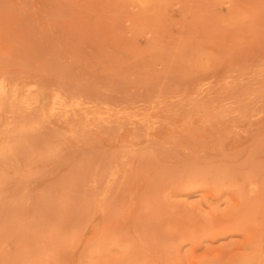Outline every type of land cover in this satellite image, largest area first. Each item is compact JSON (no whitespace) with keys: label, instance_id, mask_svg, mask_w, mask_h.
Masks as SVG:
<instances>
[{"label":"rangeland","instance_id":"obj_1","mask_svg":"<svg viewBox=\"0 0 264 264\" xmlns=\"http://www.w3.org/2000/svg\"><path fill=\"white\" fill-rule=\"evenodd\" d=\"M0 81V264H195L264 212V0H0Z\"/></svg>","mask_w":264,"mask_h":264},{"label":"bare ground","instance_id":"obj_2","mask_svg":"<svg viewBox=\"0 0 264 264\" xmlns=\"http://www.w3.org/2000/svg\"><path fill=\"white\" fill-rule=\"evenodd\" d=\"M30 86V85H29ZM38 91V90H37ZM17 92H18V89L15 88V87H7L6 84H4L2 81H0V114H3L7 111H11V112H14V107H13V102L17 96ZM39 92V91H38ZM31 94V91L27 90L25 95H30ZM53 96V95H52ZM31 99L30 100H27V101H23V103L25 104V108L27 109V114H30L32 113L35 108L37 107L36 104L33 105V103H35L37 100L34 99L33 97H30ZM8 101V102H7ZM74 103V102H73ZM68 106L69 104L59 95H55L52 99V108L53 109H57V110H60V111H63V112H67L69 109H68ZM70 108V107H69ZM29 110V111H28ZM51 110V112L53 111L52 109H49ZM178 110V109H177ZM19 111H17V116H19L20 114L18 113ZM176 112V111H175ZM200 114V113H199ZM6 115V114H5ZM8 115V114H7ZM10 115V114H9ZM8 115V116H9ZM13 115V114H12ZM24 116V115H23ZM11 117V116H10ZM31 117V116H30ZM206 121V119H205ZM203 122V121H202ZM207 122V121H206ZM169 123V122H168ZM71 124V123H70ZM18 125V124H17ZM114 125V124H113ZM161 126V125H160ZM159 126V127H160ZM14 127H16L14 125ZM10 128V127H9ZM121 128V127H120ZM212 128V126H211ZM24 127L23 126H19L16 130L17 134L16 136L18 135H21L22 132L24 131ZM214 130V129H213ZM217 130V129H216ZM208 132V131H207ZM136 133L137 130H136ZM160 134V133H159ZM131 135V134H130ZM142 135V133H141ZM135 136V135H134ZM139 136V134H138ZM6 137V134L5 135H2L0 137V139H3ZM132 137V136H131ZM136 140V139H135ZM9 141V140H8ZM7 141V142H8ZM37 141V140H36ZM155 142V141H154ZM36 144V143H35ZM43 146V145H42ZM151 146V145H150ZM156 147V146H155ZM19 148V147H18ZM154 149L151 147V150ZM18 150V149H17ZM21 151V150H20ZM26 151V150H25ZM155 151V150H153ZM18 153V152H17ZM23 155V153H22ZM21 155V157H22ZM24 155H27V154H24ZM4 158H6V156H2ZM24 157V156H23ZM130 158V157H129ZM1 159V157H0ZM3 159V158H2ZM6 161V159H5ZM4 162V161H3ZM7 162V161H6ZM190 172V171H189ZM189 172L186 171V174L189 175ZM193 172L191 171V174ZM195 173V172H194ZM193 173V175H194ZM11 175V174H10ZM192 175V176H193ZM186 176V175H185ZM190 176V175H189ZM197 176H199L197 174ZM201 176V175H200ZM196 178V177H195ZM202 178V177H201ZM200 178V179H201ZM190 179V178H189ZM217 181L218 179L215 178ZM222 180V178H219ZM215 180V181H216ZM201 181V180H200ZM216 181V183H217ZM220 182V181H219ZM229 184V183H228ZM220 185V184H218ZM146 186H144L145 188ZM143 190V189H142ZM144 192L146 191L145 189L143 190ZM264 191V190H263ZM238 192V191H237ZM242 196V195H241ZM248 197V196H247ZM246 197V198H247ZM242 198L244 199V197L242 196ZM245 198V199H246ZM251 198V197H250ZM255 198V197H254ZM254 198H252L251 202H254ZM257 198V197H256ZM244 200H240L238 202H236L233 206H230L228 205V203H226V207L224 208L223 210V213H222V216H224V218H227V220L225 222H222L221 224L217 225V231L220 232V233H227V232H240L242 234V239H243V243L239 244V247H238V250L232 254H227L226 256H221V254H224L226 253L225 250H222L221 249V254H218V255H213L211 257V259L208 260L207 256H203L201 257L198 261L195 262V264H264V235H262L261 233V230L259 229L258 225L260 224L261 220L264 219V212H258V208L257 207L256 209H254V215H253V218H254V223L252 224L250 219L252 218L250 216V206L251 204L253 203H249L248 201H245ZM254 199V200H253ZM247 200V199H246ZM259 201V200H258ZM257 201V203H258ZM256 204V203H255ZM144 207V206H143ZM217 209V208H215ZM219 209V208H218ZM258 214V216L256 215ZM139 216V215H138ZM218 216H221V214H219ZM252 218V219H253ZM251 219V220H252ZM250 221L251 225L250 226H246V223ZM137 223V222H135ZM144 223L143 220L141 222V224ZM143 225V224H142ZM146 226V225H145ZM143 228V227H142ZM112 229V228H111ZM114 229V228H113ZM208 229V227H205L203 230H204V234L206 233V230ZM141 230V229H140ZM103 232V229L100 230V232ZM144 231V230H143ZM101 232V233H102ZM108 232L107 235H110L112 234L111 233V230L110 232L108 231V229L106 230L105 234ZM99 233V232H98ZM97 233V234H98ZM122 233V231H121ZM143 233V232H142ZM99 235V234H98ZM106 235V236H107ZM120 235L122 236L123 234H119V236L117 237L120 238ZM128 236L127 232L125 234V236ZM102 236V234H101ZM126 236V238H127ZM100 238V235L98 236ZM97 237V238H98ZM186 238L190 239V241L194 240L196 237L193 236V233H187ZM135 239V238H134ZM133 239V240H134ZM119 241V240H118ZM117 241V242H118ZM123 241V240H122ZM150 242H152L151 240H149ZM126 244H130V242H128L127 240L125 241ZM128 242V243H127ZM135 242V241H134ZM98 245L99 243L96 242ZM95 243V244H96ZM121 243H124V242H121ZM132 243L133 241L131 242V244L129 246H132ZM94 244V243H92ZM96 244V245H97ZM103 244V243H102ZM150 244V243H149ZM97 245V250L100 248L98 247ZM146 245H148L146 243ZM101 246V245H100ZM105 245H103L102 248L105 249L104 247ZM135 246V245H134ZM155 246V245H154ZM153 246V247H154ZM141 247V246H140ZM145 246H142V248H144ZM103 249V250H104ZM98 250V251H99ZM108 250V249H107ZM143 250V249H142ZM95 251V250H94ZM136 252H138L137 250H135ZM131 253V252H130ZM153 253H154V250H153ZM161 253V252H160ZM98 254V252H97ZM142 255V254H141ZM160 255V254H158ZM165 255V253H164ZM97 256V255H96ZM129 256V255H128ZM145 257V255H142L141 257H139V259H143L142 257ZM99 257V256H97ZM159 256H157L156 258H158ZM164 257V256H163ZM80 258V257H79ZM134 259V257H132ZM130 259L133 261V259ZM136 258V257H135ZM161 258V257H160ZM165 258V257H164ZM125 259H127L126 257L124 258L123 261H126ZM139 259L136 258V262L140 261ZM90 260V258H89ZM129 260V259H128ZM165 264H167L166 260L163 259ZM122 261V260H121ZM121 261H119V264L121 263ZM87 262V261H86ZM89 262V261H88ZM87 262V263H88ZM93 262V261H92ZM108 264H114V259H110V260H107ZM135 262V263H136ZM144 262V260H143ZM99 263V262H98ZM131 263V261H127V263L125 264H129ZM134 263V264H135ZM97 264V263H96ZM123 264V263H121ZM132 264V263H131Z\"/></svg>","mask_w":264,"mask_h":264}]
</instances>
